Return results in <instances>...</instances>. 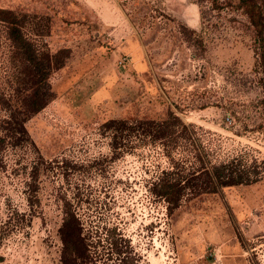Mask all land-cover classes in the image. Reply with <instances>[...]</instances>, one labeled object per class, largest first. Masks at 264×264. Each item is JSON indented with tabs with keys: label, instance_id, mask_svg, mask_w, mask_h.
Returning <instances> with one entry per match:
<instances>
[{
	"label": "rangeland",
	"instance_id": "374dc122",
	"mask_svg": "<svg viewBox=\"0 0 264 264\" xmlns=\"http://www.w3.org/2000/svg\"><path fill=\"white\" fill-rule=\"evenodd\" d=\"M221 3L0 0L29 15L32 38L72 52L26 124L33 143L0 144V264H61L66 201L90 234L85 264H264V66L247 14ZM9 48L0 22V92ZM171 113L188 128L118 148L101 128ZM201 157L235 158L258 178L188 187L176 204L156 193L163 177L187 182Z\"/></svg>",
	"mask_w": 264,
	"mask_h": 264
},
{
	"label": "trees",
	"instance_id": "16d2710c",
	"mask_svg": "<svg viewBox=\"0 0 264 264\" xmlns=\"http://www.w3.org/2000/svg\"><path fill=\"white\" fill-rule=\"evenodd\" d=\"M214 1L235 5L247 14L258 35L261 64L264 66V0ZM0 22L5 26L10 45L7 58L9 70L0 92V107L4 111L0 118V144L19 146L33 143L26 124L54 99L52 72L55 68L64 66L72 52L69 48H60L53 52L46 42L32 38L26 31L30 22L28 14L0 7ZM40 31L39 34H43L45 30ZM189 31L184 27V33L188 35ZM101 128L104 132L112 133V144L114 148H118L121 137L124 136H133L136 133L167 137L176 129H187L188 125L171 113L162 121L109 119ZM200 160L201 168L191 172L186 178L187 182L163 177L155 186L156 193L176 204L181 201L188 187L193 195H197L212 193L221 187L251 183L258 178L235 158L211 166L206 165L202 157ZM34 168L36 172L39 170L37 166ZM66 205V215L59 228L63 242L61 264H85L90 257V234L84 232L81 219L71 202L66 201ZM117 244L118 242L115 245Z\"/></svg>",
	"mask_w": 264,
	"mask_h": 264
}]
</instances>
